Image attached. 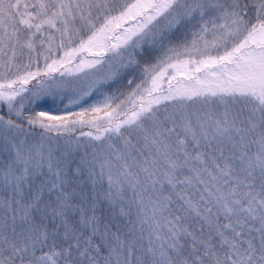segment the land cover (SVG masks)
Here are the masks:
<instances>
[{"label": "snow or ice", "instance_id": "1", "mask_svg": "<svg viewBox=\"0 0 264 264\" xmlns=\"http://www.w3.org/2000/svg\"><path fill=\"white\" fill-rule=\"evenodd\" d=\"M0 264H264V0H0Z\"/></svg>", "mask_w": 264, "mask_h": 264}]
</instances>
